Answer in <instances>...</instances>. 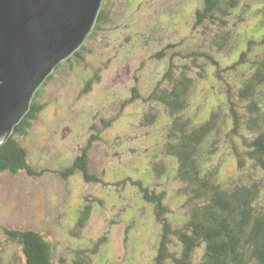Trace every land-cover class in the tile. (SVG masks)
<instances>
[{"label": "rangeland", "instance_id": "1", "mask_svg": "<svg viewBox=\"0 0 264 264\" xmlns=\"http://www.w3.org/2000/svg\"><path fill=\"white\" fill-rule=\"evenodd\" d=\"M201 1L107 0V24L86 38L80 58L51 73L53 77L39 98L44 109L20 139L29 167L43 173H0V264L21 263L17 244L5 239L3 229L37 231L55 244V264H152L159 227L155 226L152 209L145 205L141 191L132 182L138 177L151 188L165 189L164 201L172 210V222L180 223L184 201L172 191L175 165L170 158L161 160L167 171L165 179L155 178L150 172L146 175L149 162L161 157L155 151L162 146L169 125L167 112L160 107L156 113L155 102L149 96L159 90V84L160 88L167 87L168 69L183 71L192 79L184 97L186 110L179 114L181 121L183 116L188 117L198 126L212 114L215 126L220 127L212 133V144L207 145L208 150L214 149L209 168L220 182L238 179L241 169L237 156L245 148L243 143L264 131V85L256 92L255 103L263 112L258 114L257 131L241 129L233 133L232 110L243 108L242 101L247 104L238 96L236 81L229 79L237 73L225 69L236 53L213 47L211 53L220 64L217 71L203 57L199 62L194 58L187 61L189 52L185 48L203 53L219 34L217 27L207 21L195 24L194 13ZM241 17L244 19L236 22L228 20L224 30L248 35L264 29L258 14L248 12ZM239 45L242 50L244 44ZM182 56L192 72L179 66ZM89 80L90 89L83 92ZM152 114V121L144 120ZM102 119L109 122L106 128ZM92 136L90 168L101 182L85 183L80 173L61 179L59 171L70 166ZM6 141L1 139L0 146ZM246 167L255 178L260 176L249 160ZM123 171H131L128 180L124 176L114 179ZM260 195L264 199L262 191ZM89 204V219L80 229L75 217ZM94 245L96 254L90 251ZM78 251L82 258L76 257ZM199 255L200 250L193 253L196 260Z\"/></svg>", "mask_w": 264, "mask_h": 264}, {"label": "trees", "instance_id": "2", "mask_svg": "<svg viewBox=\"0 0 264 264\" xmlns=\"http://www.w3.org/2000/svg\"><path fill=\"white\" fill-rule=\"evenodd\" d=\"M106 2L107 0H103L92 33L87 39L107 24ZM199 6L200 8H197L194 13L195 24L201 25L207 21L217 27L219 34L213 38L211 47L203 53L185 48L189 52L187 61L194 58L199 62V58L203 57L207 60L206 63L217 71L220 64L211 53L213 47L216 50L227 48L234 51L236 58L231 60L225 69L237 73L238 76L233 74L229 79L236 81L238 96L241 100L247 101V104L242 101L240 106L243 108L239 107L236 112L232 110V132L236 133L241 129L257 131V125L260 126L258 114L262 111L255 101L258 88L264 85V29L257 27L259 32L256 30L248 35H233L224 30V27L228 20L240 21L244 19L241 17L242 14H248V12L258 14L264 25V0H202ZM239 36L242 37L241 40ZM247 38L246 47L244 39ZM242 43L244 47L241 50L239 44ZM252 45L255 46L254 49ZM84 49L85 46L82 45L79 51L60 63L54 71L62 69L65 63H70L74 58H80V52ZM181 51L185 50L181 49ZM179 58V66L192 72L189 69L191 66L185 64V57ZM199 67L204 70L202 65ZM168 70L166 72L169 78L167 87L160 88L162 85L159 84V90H153L149 96L155 102L153 110L156 113L160 107L167 112L169 125L162 146L155 151L161 157L156 160L151 156L155 161L149 162L150 170L146 172V175H150L148 174L150 172L155 178L159 176V179H165L164 174L167 171H164L161 160L170 158L175 165L172 174L175 188L172 191L184 201L181 206L183 212L180 215L182 217L180 223L172 222V210L164 201L165 189L151 188L146 181L138 177H135V181L132 182L141 191L145 205H149L152 209L155 226L159 227L155 231L157 242L155 254L151 257L152 264H264V199L260 195L261 191L264 194L262 189L264 186V131L253 140L243 143L245 148H241L237 156L239 167L241 170L243 168L238 173V179L227 184L220 182L219 177L209 168L212 163L210 155L214 153V149L211 151L207 147L213 142L211 139L213 131L220 128L218 124L216 126L214 124L215 116L210 114L198 126L192 124L188 117L183 116L181 121L179 114L186 110L184 97L191 87L192 79L183 71L175 73ZM52 77L53 74L48 76L37 90L31 99L28 112L14 127L7 141L0 146V173L9 172L14 175L24 171L29 176H39L43 173V171L37 173L29 167L26 160L27 151L20 139L32 128V123L43 111L44 105L39 102V98L43 87ZM91 83L92 80L86 82L83 92L90 89ZM240 111H246L247 114L239 113ZM153 119V114L144 117L146 121ZM101 122L104 128L109 125L107 120L102 119ZM93 140L94 136L87 139L86 145L70 166L59 171L61 179L80 173L85 183L101 182L102 179L90 168L88 153ZM247 159L252 169H258L260 174L258 178H255L249 172L251 169L246 167ZM158 166L161 170L156 168ZM128 172L131 173V171H123L122 176L114 179L124 176L123 179L126 177L128 180ZM90 206L89 204L79 210L75 217L76 227L81 229L84 221L89 219ZM174 216L176 218V215ZM3 235L7 241L17 244L20 264H55V244L45 240L37 231L3 229ZM95 249L97 245L91 248L92 254H96ZM197 250H200L198 260L193 256ZM76 254L77 258H82L80 251ZM75 263L81 264L82 261H75Z\"/></svg>", "mask_w": 264, "mask_h": 264}, {"label": "water", "instance_id": "3", "mask_svg": "<svg viewBox=\"0 0 264 264\" xmlns=\"http://www.w3.org/2000/svg\"><path fill=\"white\" fill-rule=\"evenodd\" d=\"M103 0H0V140L91 33Z\"/></svg>", "mask_w": 264, "mask_h": 264}]
</instances>
